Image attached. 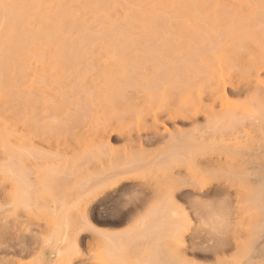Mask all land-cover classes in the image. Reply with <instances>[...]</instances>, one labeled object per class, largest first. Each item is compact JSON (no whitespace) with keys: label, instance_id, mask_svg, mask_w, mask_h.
Wrapping results in <instances>:
<instances>
[{"label":"bare ground","instance_id":"6f19581e","mask_svg":"<svg viewBox=\"0 0 264 264\" xmlns=\"http://www.w3.org/2000/svg\"><path fill=\"white\" fill-rule=\"evenodd\" d=\"M78 23L67 27L80 28ZM59 25L43 23L49 32L26 25L28 37L0 38V65L16 60L20 136L28 133L30 139L50 142L63 123L74 121H82L80 137L95 135L86 137L90 142L82 144L79 155L61 159L58 152L52 155L37 143L20 141L0 167L1 176L13 184L9 194L13 207L34 210V198L49 207L51 230L43 237L49 245L44 264L52 258L61 261L64 246L70 248L75 208L108 191L127 194L128 189H136L133 193L139 197L128 202L131 207L113 223H129V228L101 233L111 264H264V24L251 37L226 44L223 53L192 54L188 69L165 67L160 61L161 68L144 67V73L141 62L147 56L156 62V51L149 49L147 54V44L141 43L136 45L142 50L132 44L130 49L129 29L102 24L107 27L103 35L101 30L98 36L82 30L73 38L62 36L59 30L66 25L63 29ZM136 81L144 87L136 91V102L152 103L155 96L158 108L143 129L124 134L102 123L106 115L102 106L118 93L114 85L131 86ZM147 112L142 111L145 120ZM115 132L131 143L130 151L113 149ZM146 145L160 148L155 156L148 155ZM60 146L56 143L57 150ZM238 162L252 167L237 166ZM128 182L133 186L126 188ZM146 190L155 202L146 198ZM80 217L84 229L96 231L86 216ZM23 245L24 241L11 244L13 254Z\"/></svg>","mask_w":264,"mask_h":264},{"label":"rangeland","instance_id":"374dc122","mask_svg":"<svg viewBox=\"0 0 264 264\" xmlns=\"http://www.w3.org/2000/svg\"><path fill=\"white\" fill-rule=\"evenodd\" d=\"M13 9L16 11H12ZM13 12L14 14H12ZM8 13L13 18L12 16L9 17ZM48 22L54 25H58L59 23V27L62 24V29L66 25L65 29L59 31L62 33V36L67 37V34H70L68 37L73 38H75L74 34L82 30L88 31V34L90 32V36L98 31L100 34L101 30V35H103L104 28H107H102L105 24L106 26L116 24V28L119 25V28L121 26L122 29H129V34L124 29L132 42H127L129 48L131 44L134 46L137 43H141V46L147 44V50L150 49L153 54L156 51L155 55L157 58L153 59H156L157 63L150 60L153 63L152 66V63L147 59L148 56H145L146 53L150 54V50L146 52V47H143L146 53L144 52L145 54L143 53L142 55L146 59L143 57L145 61L143 62L141 60L140 65L142 66L143 64L141 68L148 67L146 71H150L151 69L156 70L158 62L160 63L161 61V63L163 62L165 64V67L173 65V69L175 67L184 70L190 68L191 57L195 54H205L207 52L223 53L222 51H224L226 44L236 41L241 37H251L254 29L264 24V0H0L1 39L11 40L21 36L28 37L30 33L25 29L24 26L26 25L27 28L29 27L32 30L49 32L50 30L44 29V27L42 28V24ZM75 23H78V27L80 28L73 27L74 29H72L69 26L73 30L72 34L67 24ZM95 23L98 24L95 25ZM145 23L151 24L146 25ZM83 25L84 27H82ZM101 25L102 27H100ZM77 35H82V32ZM144 35L149 36L144 37ZM93 36H98V34ZM146 38L150 39L146 41ZM139 45H136V48ZM139 48L142 50V47ZM140 49L139 51H141ZM136 50H132V54H139L137 52L138 50ZM106 58L103 57L102 60ZM15 61L8 62L5 67L0 65V167L5 163L7 157L15 151L20 141H24L27 145L37 143L45 152H51L52 155L58 152L59 159L64 158V156L75 157L79 155L81 151L80 147L90 142V139L87 141L86 137L89 138L91 135L90 137L92 139L95 136L94 133L93 135L91 133L88 136L80 137L78 127L81 126L82 121H74L71 124L63 123L61 131L50 142L46 140L42 141V139L37 137L30 139L28 133H25L24 137L20 136V125L16 117L17 104L14 81L17 76V71L14 70L13 65ZM158 66L161 68L160 64ZM145 68L143 73L146 72ZM152 76L148 79L146 78L150 82L149 84L152 83ZM127 86L123 85L119 88L115 85L113 86L114 92L118 93H116L117 95L112 94L113 97L111 100L113 101L109 99L106 101V105L102 106V111H106V115L104 117L102 116L101 121L103 124L106 123L112 127H118L120 129L119 131L124 134L135 135L139 130L144 128L145 123H150L151 114H154L158 108V101L154 96L152 103L146 101L144 103H138L135 100L137 96L136 91L144 90L143 85L138 86L136 81V84L133 83L131 86ZM97 95L94 93L93 100L97 98ZM121 95H124L125 100L121 98ZM189 107L190 102L187 103V108ZM142 111H148L147 113L149 115L147 116V120L144 119L146 118L145 116H141ZM57 139L59 141H56ZM56 143L61 144L59 150L56 148ZM111 145L117 153H121L126 151L124 150L125 148L127 151H130L131 143L122 140L118 132H115L111 137ZM159 148V145H146L143 150L148 155L155 156ZM94 159L97 160V158ZM232 159L236 161L239 158L234 156ZM237 164V166L252 167L251 164L243 165L241 162ZM250 173V175L254 174V172ZM11 184V181L4 179L0 173V264H18V262L19 264H44V254L49 248V245L44 243V238L49 235L51 230V223H47L51 220L48 218H51L49 207L46 206L45 202H40V200L35 202V198L33 203L36 209H34L35 211H27L13 207L11 202L13 199L9 196L13 192V184ZM125 186L128 188L133 186V183L128 182ZM135 190L132 189L131 191L130 189L129 191L128 189L127 194L120 192V190L108 191L92 203H81L78 208H75V216H72L73 233L71 240L73 245L72 243L70 245L76 250L71 246L68 248L69 246L66 245L63 248L64 255L62 260L59 261L57 260L58 258H52L48 264H55L56 260L57 264H111L112 261L107 255L104 244L101 242V236L102 234L111 235L122 233L129 228V223L117 225L113 221L120 218V213H123L125 211L124 209L129 208L134 198L139 197L138 194L140 193L138 192L135 197ZM150 192L146 190V198H150L151 203H153L156 201V197ZM150 200L148 201L150 202ZM58 206L61 205L59 204ZM26 213H29V215ZM42 213L43 215L49 216L44 217ZM81 215L88 218L96 231L88 228L84 229L80 221ZM42 218L44 219L42 224H46V227L40 224ZM77 230L78 232H76ZM19 241L21 243L24 241L23 246L25 248H17L15 254H13L11 244H16ZM106 258L109 260L107 261ZM196 264H202V262L196 261Z\"/></svg>","mask_w":264,"mask_h":264}]
</instances>
